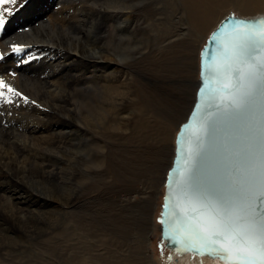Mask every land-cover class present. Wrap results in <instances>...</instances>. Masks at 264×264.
<instances>
[{"label": "rangeland", "instance_id": "rangeland-1", "mask_svg": "<svg viewBox=\"0 0 264 264\" xmlns=\"http://www.w3.org/2000/svg\"><path fill=\"white\" fill-rule=\"evenodd\" d=\"M73 1L86 9L81 21H76V29L59 30L54 25L45 26L43 32V28L36 29L39 24L31 33L20 35L31 34V37L16 41L22 42L20 45L28 40L41 42L48 34L49 43L57 48L62 45L57 49L61 58L69 53L79 56L78 59L113 60L114 76L125 85V92L113 100L116 101L111 108L116 107L110 117L104 114L109 120L105 118L103 123L99 120L101 125L96 126L92 123L95 118L92 108L99 110L106 102L98 87L88 79L91 68L80 67L76 73L78 83L58 90L68 98L64 105L58 106L40 99L48 98L37 78L28 76L17 83L3 79L21 96L7 92L0 98V150L1 147L6 150L10 162L3 163V171L19 178L15 182L0 174V264H225L217 259L170 252L163 245L159 214L164 181L173 156L175 134L194 99L199 53L207 37L228 14L254 17L264 15V10L251 15L242 8L243 0H205V3L211 1L208 19L203 26L195 20L191 23L193 41L190 49L184 50L181 40L178 45H184L183 48L172 49L168 42L181 38L187 26L181 10L185 15L190 0H65L63 5ZM32 2L28 0L27 6L20 10ZM40 4L42 0L36 7ZM55 10L54 6L44 10L47 22ZM13 18L21 20L17 15L8 20ZM185 18L190 21L187 15ZM6 31V28L0 30V35ZM172 35L177 37L170 39ZM122 50L130 55L124 61L119 54ZM35 57L36 54L29 55L25 64ZM2 60L5 68L6 60ZM10 72L5 69L3 73ZM23 97L34 102L40 99V110L34 109L33 102V109L19 111L25 102ZM8 99L13 103H7ZM12 109L16 115L11 113ZM119 110L124 112L119 114ZM26 114L35 120L30 127L31 135L28 139L22 135L10 139L25 144L24 149L32 143L37 145L20 154L19 160L28 152L48 155L53 168L52 175L45 179H32L29 169L23 172L22 168H14L13 158L18 150L5 140L9 130L5 115L16 118L21 115L22 123ZM113 116L119 118L117 124L107 123ZM109 124L113 128L109 129ZM50 137H54L53 143L57 140L59 148L43 144ZM16 195L20 197L18 203L13 198Z\"/></svg>", "mask_w": 264, "mask_h": 264}, {"label": "snow or ice", "instance_id": "snow-or-ice-1", "mask_svg": "<svg viewBox=\"0 0 264 264\" xmlns=\"http://www.w3.org/2000/svg\"><path fill=\"white\" fill-rule=\"evenodd\" d=\"M27 2L0 0V30ZM13 47L22 51L19 45ZM260 51H264V20L231 17L212 33L201 52L200 93L206 96V107L215 111L201 109L202 135H197L195 148H189L182 195L204 209L217 230L207 238L194 228L187 240L168 237L177 245V253H217L220 250L214 245L221 243L219 237L231 233L248 253L237 251L234 259L242 264H264V59H256ZM213 76L219 87H212ZM3 87L21 96L0 80ZM4 96L0 91V98ZM23 98L27 102V97ZM6 102L13 103L11 99ZM188 127H182L181 137ZM182 151V146L178 147V152ZM159 222L165 223L163 219ZM224 251L232 253L231 248ZM229 255L220 258L228 259Z\"/></svg>", "mask_w": 264, "mask_h": 264}, {"label": "bare ground", "instance_id": "bare-ground-1", "mask_svg": "<svg viewBox=\"0 0 264 264\" xmlns=\"http://www.w3.org/2000/svg\"><path fill=\"white\" fill-rule=\"evenodd\" d=\"M32 1H33L32 4H30L23 11L19 10V11L15 12L14 16L16 17V15H17L19 18H21V20H17V19H14V18L11 21L8 20V23H7L6 27H5L6 30H7L6 34L4 35V33H3V34L0 35V48L3 49L2 50V52H3L2 59L6 60V67L5 68H3V66H4L3 60L2 59L0 60V70L2 68L4 70L5 69L11 70L10 74H4L3 73L4 70L0 71V80L5 79L6 81H9L10 83H17L18 81L20 82L21 79L28 78V76H32V77H34V79L37 78V80L41 84L42 89H44L46 91V98H48L49 100L47 99V101H45L44 97H40V99L43 98L44 102H46L47 104L58 106V105H62V104L64 105L67 102V99H68L66 97V95L59 94L60 92L58 90L62 89V87H64L65 85H70L71 86V85H74V84L78 83V80H79L78 78L79 77H78V75L76 73H77L78 69H81L80 67L85 68V69L86 68H91L92 73H91V75L89 76L88 79L90 80L91 84H93L96 87H98V89L102 93V96L100 95L101 98L103 99L104 102H106V103L102 104V106L100 107L99 110L97 108L96 109L92 108L93 111H91L89 109L91 111V114L93 112V116L95 117V118H93V122L92 123L95 124L96 126H98L100 124V122L103 123V121L108 119L106 116L110 117V114L113 113L112 109H115L116 105H113L112 108H111V105L113 104V102L116 101V100L113 101L115 99V97L122 96L123 93L125 92V85L123 83H121V82H117L118 80H116V77L114 76V71L112 69V66L114 65L113 60L105 59V60L97 61V60H94V58H89V57L88 58H79L78 59L77 57H79V56L76 57V56H73V55H69V53L66 54L65 57L61 58V57H59L57 55L58 51H60V50H57V49H59V47L62 46V45H60L57 48L56 44L49 43V42H51V38H50L51 35H48V34L44 35L43 40L41 42L37 41V40H28V41L25 42V44L20 45L22 42H17L16 38L20 39L21 37H24V36L31 37V34H25L24 36H20V35L24 34V33H27V32L31 33L33 31V29L36 26H38L39 24H40L39 27H37L36 29L39 30V29L43 28V32L46 31L45 26H49V27L53 28L54 25L57 26L56 29H59V30H67V29H70V28L72 29V28H75V25L77 24L76 21H81L82 15L84 14L83 11L86 12V9L82 6V4L80 2L77 3L76 1L75 2L74 1L73 2H69V5H67L68 3H66V5H63V4H65V3H63L65 0H56V1L55 0H42V4H40L38 7H36V5L39 2V0H32ZM190 1H189L190 4H188V7L185 9V15H187L190 18V21H188L189 19L187 20L185 18V15L183 13L184 10L183 11L181 10L182 16H183L182 18L184 19V21L187 24V26L184 28V31H182V33L180 35L181 38L172 41L170 39H175L177 37V36H173L172 35V36H170V39L168 38L170 41L168 42V40H167V42L170 44V47L172 49H174L173 46H177V47L183 48L184 45H185L184 46V50H186L187 47H189V49H190L191 43L193 41V39H192L193 38V34H191V31H192V24L191 23H193L194 20H195V21L198 22V24H200L202 22L201 26H203L205 24V22H206L205 19H208V14L210 12L209 9L211 8V1H210V3H205V0H190ZM243 1H244V5H243L242 8L245 9L247 13H251V15H253L252 12L253 13L255 11H257V12L260 11L261 12V11L264 10V0H243ZM21 3H23V0H21ZM52 6H54V8L56 10L53 12V16L51 17V21L49 22L50 19H48V22H47V18L45 17L47 12H45L44 10L50 9V8H52ZM3 7H14V6H12V5H4ZM26 11H29V12L27 13ZM33 11H35V13H32ZM125 15H126V13H125ZM88 16H87V18H88ZM11 19H12V17H11ZM74 22H75V24H74ZM81 29H83V28H81ZM53 31H54V29H53ZM70 31H72V30H70ZM197 34H199V33H197ZM56 35H58V34H56ZM86 35H88V33ZM86 38H87V36H86ZM86 38H85V40H86ZM81 39L82 38L80 37L79 40H81ZM90 40H92V39H90ZM178 40H181L182 44H184V45L183 46H180L181 44L178 45V43H180V42H178ZM37 42H39V43H37ZM40 43H42V44H40ZM74 43H75V41H74ZM86 43H87V41H86ZM79 44H81V42ZM83 44L85 45V43H83ZM14 45H20L22 47V51L16 52L14 50V47H13ZM66 45H67V43H66ZM89 48H90V43H89ZM167 48H169V46L166 45V49ZM62 49H64V48H62ZM86 51H88V50H86ZM169 51H170V49H169ZM78 52H79V50H78ZM82 53H83V51H82ZM34 54H36L35 59L32 61V58H31V61L28 64H25V60H27L29 55L33 56ZM119 54L120 55L122 54V60L123 61L130 56L128 53L125 54L124 50L119 51ZM185 56H187L186 52H185ZM21 62H23V63L21 64ZM17 64H19L18 67L16 66ZM73 65L75 67H72ZM24 66L26 68H24ZM51 70H52V72H51V74L49 75V78H48V73ZM85 72H87V71H85ZM82 74H83V72H82ZM81 77H83V76H81ZM31 80H29V81H31ZM33 82H35L34 85H36V81H33ZM30 85H31V83H30ZM88 88H89V86H88ZM0 91H3L5 93V95H6L7 92H9V94H10V91H9L8 87L0 88ZM68 94L70 95V93H68ZM124 95H126V94H124ZM29 97H31V96H29ZM35 97H36V95H35ZM194 97H195V94H194ZM40 99H36L35 102L32 99H27V102H24L22 105H20V108H18L19 111L33 109L34 108L33 102L36 104L34 109L36 111L40 110V106H39V103L41 102ZM193 101H194V99H193ZM193 101L191 103V106H190L188 112L190 111V109L192 107ZM99 105H101V104H99ZM4 106H5V104H4ZM14 109H16V107ZM2 112H4V111H2ZM122 112H124V111H122ZM122 112L119 110V114H121ZM188 112H187V114H188ZM11 113L14 114V115L17 114V113L15 114V111L13 109H12ZM104 114H106V116ZM187 114L185 116V119L187 117ZM21 115L18 118H16L17 116L16 117L14 116L15 117L14 118V117H8L7 115H5V118L2 117V118L5 119L4 120L5 124H7V128L9 129L6 132V134H5V140L8 142V144L10 146H12V147L14 146L18 150L17 153L14 155V158H13V162L15 163V167L14 168H16L17 170L19 168L20 169L22 168L23 172L27 168V169L30 170L32 179L33 178H36V179L37 178H43V179H45L46 177L52 175V168H53L52 167V163H50V158L48 157V155L43 154L42 152L41 153H36V154H31V153L28 152V153H26L25 158H24V155H23L22 156L23 157L22 160H19L18 156L20 154H23L25 151L26 152L30 151L33 147H36L37 145H34V143H32L28 147H26V149H24L25 148V146H24L25 144H21L18 140L10 139L13 135H20V137L22 135V136H25L27 139L31 135L30 127H31V124L35 123V120L33 119L34 117L32 118L31 116L26 114L24 116V119L22 120V123H20V119L19 118L21 117ZM151 115H153V114H151ZM35 117L38 119L40 124H43V122L38 118L37 115H35ZM111 118H110L111 122L108 121L107 123H112V124L116 123L117 124V120H119V118L118 117L116 118L114 116L111 117ZM144 118H146V117H144ZM99 120H100V122H99ZM91 121H92V119H91ZM123 122H125V121H123ZM112 124H109V129L113 128ZM151 124H153V123H151ZM155 125L156 124H154V126ZM159 125H160V123H159ZM118 126H119V128H121V124H119ZM152 126L153 125H151V127ZM151 129H155V127L151 128ZM41 130H42V128H41ZM48 134L49 133H47L46 135L48 136ZM38 135H42V134L40 133ZM12 138H14V136ZM53 138L54 137H52V139ZM40 139L43 140V138H41V137H40ZM44 139H46V138H44ZM50 139H51V137H50ZM52 139L50 141L44 140L43 144H50V146H54L56 148H59L60 146H59L57 140H56V142L53 143ZM31 140H32V138H31ZM60 140H62V139H60ZM41 145H39V147ZM63 150H64V148H63ZM64 152H66V151H64ZM4 162H7L8 164H10V162L8 161V154H7L6 150H4L1 147V150H0V174H3L4 176H7V177L13 179L15 182H17V180L19 178H17L16 176L14 178L11 173L7 172V170L3 171V163ZM26 162H27L26 166L25 167H21ZM24 178H25V176L23 177V179ZM22 183H20L19 185H21ZM163 194H164V192H163ZM13 198L16 200V203L19 202L18 201L20 199L19 196L16 195ZM159 233H160V224H159ZM182 254H190V253H182ZM191 255H193V254H191ZM199 257H203V256H199ZM205 258H210V257H205ZM210 259L219 260L218 258H210ZM219 261H221V260H219ZM221 262H223L225 264H229V263H226L224 261H221Z\"/></svg>", "mask_w": 264, "mask_h": 264}, {"label": "water", "instance_id": "water-1", "mask_svg": "<svg viewBox=\"0 0 264 264\" xmlns=\"http://www.w3.org/2000/svg\"><path fill=\"white\" fill-rule=\"evenodd\" d=\"M235 17L239 20L245 21H261L264 20V15L254 16V17H244L237 14H228L222 18L218 25L212 30V32L207 37L204 45L202 46L199 53V70H198V85L195 91V97L190 111L187 114L186 119L182 122L174 137V149L173 156L171 159V164L165 175L164 181V194L162 199V204L160 208L159 221L164 220V224H160V239L163 245L170 251L176 252L175 248L177 245L172 243L168 237H173L175 239H189V234L194 228L201 236L208 237L211 232L216 231L215 224L210 220L204 209L198 208L195 204L189 201L186 197L182 195L183 184L182 181L187 173L188 165L185 164V160L189 157V148H195L197 143V135H202L201 120L200 117L203 115L201 109L206 112L215 111L214 108L206 107V96L200 93V88L202 87L203 78L201 76V52L208 46L209 38L213 32L218 31L221 23L226 20V18ZM256 59H264V51H260ZM213 73L215 72V66L213 67ZM212 87H219L216 82L215 76H213ZM219 99V98H218ZM197 104L201 105V108H197ZM197 115L193 116V112ZM188 124V128L183 129V136L181 137L182 127ZM178 139L180 144H178ZM183 148L182 152H178V147ZM171 173V175H170ZM167 205V207H165ZM195 209V211H194ZM164 214V215H162ZM194 217V218H193ZM167 233V235H166ZM221 243L214 245L215 248L220 251L214 254L205 253L204 255L195 254L192 251H187L183 253H190L195 256H203L210 258H218L229 264H242L241 261L234 259V256L239 251L240 255H247L248 253L243 251L241 244L236 240H233L232 234L221 235L219 237ZM225 248H231L232 253L229 255L224 251ZM221 255H229L228 259H221Z\"/></svg>", "mask_w": 264, "mask_h": 264}]
</instances>
